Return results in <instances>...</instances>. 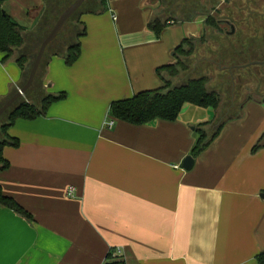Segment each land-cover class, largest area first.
Instances as JSON below:
<instances>
[{
  "label": "crops",
  "instance_id": "obj_1",
  "mask_svg": "<svg viewBox=\"0 0 264 264\" xmlns=\"http://www.w3.org/2000/svg\"><path fill=\"white\" fill-rule=\"evenodd\" d=\"M42 1L6 0L3 8L28 30ZM97 3L81 6L87 33L77 61L53 56L39 88L23 96L66 97L8 129L18 145L3 148L9 166L0 185L32 218L0 205V264H103L111 249L127 264H259L264 146L253 148L264 140V102L244 100L242 116L193 156L190 170L182 163L198 126L234 114L187 103L174 121L108 127L111 103L162 87L158 68L177 62L176 49L199 27L169 24L157 37L148 23L159 2L109 0L93 12ZM3 57L0 106L25 83L35 55L26 72Z\"/></svg>",
  "mask_w": 264,
  "mask_h": 264
},
{
  "label": "trees",
  "instance_id": "obj_2",
  "mask_svg": "<svg viewBox=\"0 0 264 264\" xmlns=\"http://www.w3.org/2000/svg\"><path fill=\"white\" fill-rule=\"evenodd\" d=\"M5 1L6 0H0V51L4 54L2 61H16L23 72H26L27 63L30 62L31 57L36 55L38 51L39 42L50 31L65 8L74 0L70 2V4L63 5L62 7H59L58 1L60 0H54L53 3L47 1L46 9L37 28L38 32L32 36H27V29L21 26L4 10L3 3ZM108 1L109 0H97L98 3L94 6L93 12H97L100 9H107ZM158 1L159 5L155 10L160 13L153 14L148 23V27L155 32L157 37H160L162 31L170 24L173 17L171 15L169 16L167 10L164 8L166 7L164 0ZM186 1L185 3H187ZM197 4L202 5L201 7H205V0H197ZM207 5H212L208 6V8L211 7V9L214 10L212 7L215 5L212 4L211 1ZM82 8L83 7L69 18L56 38L48 45L37 72L34 85L31 88L32 90L36 89V86H38L37 79L42 66H44V64L46 66L49 59L53 56L63 57L68 65L74 64L79 58L81 53V38L87 33L86 24L80 17ZM219 20H229V18L217 19L214 15L210 14L204 20L205 32L203 36L198 39L195 37L185 38L176 49L177 62L158 68L157 72L164 83L162 87L153 90L140 91L131 97L112 102L109 109L110 117L115 120H121L137 125L152 123L159 119L174 121L179 117L183 106L187 103L202 107H212L215 111L221 113L223 110L222 108L225 105H229V103H226L223 100V96L217 88L210 85L211 78L209 75L206 73L198 76H187L189 73L197 69L198 65L193 63L192 57L198 52V43H201L202 45V43H206L207 41V39H205L208 35L206 27L208 26L212 29L213 33L211 34V37L213 39L216 37L215 31H222L223 26L219 24ZM231 23L234 24L232 21ZM235 28L234 35L237 36L236 25ZM64 32H66L65 37L60 41L62 33L64 36ZM249 41L250 40L244 43L243 48L232 51L234 53L232 55L224 49L223 44H220L217 47L215 53L211 49H209V52L211 55L215 56L217 63L215 61L213 62H215V65L220 68L221 73H229L230 80L234 81L233 79L236 75L239 79L247 78L249 80H246L248 84L246 85V93L248 94L245 100L252 99L264 102V91L262 88L264 84V63H262L264 62V56L259 65L255 62L251 63L249 59L255 56L257 52L261 51L257 49L258 51L250 52V47L252 46L251 42L253 41L250 43ZM217 43L222 42L217 40ZM228 57L232 61L230 64L225 63ZM211 64L212 62L208 64L205 63V65H209V67ZM66 95V92L47 93L41 97L38 103L23 98L9 109L5 117L0 119L1 169L9 166V162L2 154L4 146L18 145V142L8 134V129L15 120L18 118H35L46 114L47 108L51 103L64 99ZM242 104L243 102H241L238 109L239 111L236 112L233 117L227 118L218 124L215 121H209L201 123L198 126L197 129L199 135L196 144L191 150L192 156H200L218 137L222 128L230 119L242 116ZM262 146H264L263 137L257 142V144H255L253 150L257 151ZM0 205L11 208L28 218H32L31 213L14 198L4 194L1 185ZM257 262L259 264H264V252L257 256ZM103 264H127V262L117 249H111L107 253Z\"/></svg>",
  "mask_w": 264,
  "mask_h": 264
},
{
  "label": "rangeland",
  "instance_id": "obj_3",
  "mask_svg": "<svg viewBox=\"0 0 264 264\" xmlns=\"http://www.w3.org/2000/svg\"><path fill=\"white\" fill-rule=\"evenodd\" d=\"M47 1H49V3H53L54 0H43L42 4L30 10L29 16L32 22H31L30 28L27 30L28 31L27 36L35 35V33L38 32L37 28H38L41 18L38 21H36L37 16L40 10L44 6L46 9ZM72 1L73 0H60L58 1L59 7H62L63 5H68ZM185 1L186 0H168L167 1L170 4L169 11L167 10L168 15L169 16L171 15L173 17V19L170 21V25L179 24L180 22H186L189 18H192V19L195 18L194 22L197 24L196 26L199 27V35L196 37L198 39L199 37L203 36L205 32L204 22H202L204 15L201 14V15L196 16L197 14H194V11L190 14L187 13V11L184 13L182 10L184 8ZM187 3L190 5L189 7L193 8L197 12H201V10L204 8V7H201L202 5L197 4V0H188ZM195 4L197 6H194ZM164 8L167 9V7H164ZM212 8L214 9L212 10L213 11L212 15H214L215 18L217 19L228 18L229 15H231L232 18L233 17L235 18V20H232V21L234 22V25H236L237 27V32H236L237 36H235L234 33L227 34V30H229V26H223L222 31H219V32L215 31L216 37L215 39H213L211 37V34L213 33L212 29H210L207 26L206 31L208 32V35L207 37H205L207 41L206 43H202V45L201 43H198L199 45L198 52L196 53V55L192 57L193 63L198 65L196 69L198 71L196 70L192 71L187 76L189 75L198 76V75L207 73L209 77L211 78L210 85L214 88H217L222 94L223 100L226 103H229V105H225L222 108L223 114L233 115L239 111L238 110L239 105L247 97L248 93H246L247 92L246 85L248 84L246 80L248 79L247 78L239 79V77L236 75L235 78L233 79L234 81L230 80L229 73H226V72L221 73L220 68H218V66L215 65L217 61L215 59V56L210 54L209 49L213 50V52L215 53V51H217V47L220 44L221 45L223 44L224 49H226L227 52H229L232 55L234 54L232 51L243 48L244 43L250 40L249 43L253 41L251 42L252 46L250 47V52L258 51V50H260L261 52H257L255 56L249 59V61L251 63L255 62L257 65H259L261 63V59L263 60V56H264V38H262L264 37V0H220L218 1V4H216ZM155 13L159 14L160 12L155 10L154 14ZM65 34L66 32H64V36H63V33H62V38H60L61 39L60 41L64 39ZM226 35L229 37H227ZM229 38H232V39H229ZM217 40H220L222 43H217ZM213 61H215L216 63ZM211 62L212 64L210 65V67L209 65H205V63L208 64ZM225 63L230 64L232 63V61L228 57ZM44 67H45V64L44 66H42L41 70L39 71V77L37 79L38 85H40V82L43 79ZM37 87L39 88V86ZM262 88L264 91V84ZM28 94L29 93H26L25 96L27 97ZM23 98L24 97H22L21 99Z\"/></svg>",
  "mask_w": 264,
  "mask_h": 264
},
{
  "label": "water",
  "instance_id": "obj_4",
  "mask_svg": "<svg viewBox=\"0 0 264 264\" xmlns=\"http://www.w3.org/2000/svg\"><path fill=\"white\" fill-rule=\"evenodd\" d=\"M85 1L86 0H74L70 5H68L65 8V10L61 13V15L58 17V19L56 20L55 24L50 29V31L42 38V40L39 42V48L35 55L34 61L31 63L29 67V71L27 73L25 83L21 86V88H19L16 91V93H14L4 104L1 105L0 114L6 111L7 109L13 107V105L16 104L17 102H19V100L23 97V95L27 92V90L34 85L37 72L39 70V67L41 65V62L43 60L48 45L56 38V36L59 34L63 26L69 20V18L81 8V6ZM44 10H45V6L38 13L36 21H38L41 18ZM219 24L222 26H229V30H227V34L235 33L236 30L235 25L229 22V20H219ZM194 164H195L194 157L188 155L184 158L182 166L185 169L190 170L194 166ZM262 196L264 197V193L262 194Z\"/></svg>",
  "mask_w": 264,
  "mask_h": 264
},
{
  "label": "flooded vegetation",
  "instance_id": "obj_5",
  "mask_svg": "<svg viewBox=\"0 0 264 264\" xmlns=\"http://www.w3.org/2000/svg\"><path fill=\"white\" fill-rule=\"evenodd\" d=\"M89 1H93V0H87V1H85V3L86 2H89ZM154 1H157V2H159L158 0H154ZM168 0H164V4L166 5V7H167V9L166 10H168L169 11V8H170V4L167 2ZM211 1V3L212 4H214V5H216V4H218V1H220V0H205V7L201 10V12H197V11H195L193 8H191V7H189L190 5L188 4V3H185V5H184V8H183V12L185 13L186 11H187V13H192L193 11H194V14H197L196 16H198V15H204V17H203V21L202 22H204V20L210 15V14H213V11H212V9L211 8H208V6H211V5H207L209 2ZM187 2V1H186ZM207 3V4H206ZM194 6H197L196 4L194 5ZM78 12V11H77ZM230 14V13H229ZM229 22H231L232 20H235V18L233 17H231V15H229ZM188 20H190V21H194L195 20V18L194 19H192V18H190V19H188ZM187 20V21H188ZM233 22V21H232ZM15 105V104H14ZM13 105V106H14ZM1 107V106H0ZM12 108V107H11ZM10 109V108H9ZM9 109H7L6 111H4V112H2L1 114H0V118H3V117H5L6 116V114H7V112L9 111Z\"/></svg>",
  "mask_w": 264,
  "mask_h": 264
},
{
  "label": "built area",
  "instance_id": "obj_6",
  "mask_svg": "<svg viewBox=\"0 0 264 264\" xmlns=\"http://www.w3.org/2000/svg\"><path fill=\"white\" fill-rule=\"evenodd\" d=\"M114 123H115V119H113L112 117H109L108 119H107V121H106V125L108 126V127H112L113 125H114ZM74 187H69V189H68V191H67V194L69 195V196H72L73 194H74Z\"/></svg>",
  "mask_w": 264,
  "mask_h": 264
}]
</instances>
